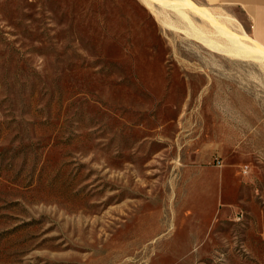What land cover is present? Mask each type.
<instances>
[{
    "label": "rangeland",
    "instance_id": "obj_1",
    "mask_svg": "<svg viewBox=\"0 0 264 264\" xmlns=\"http://www.w3.org/2000/svg\"><path fill=\"white\" fill-rule=\"evenodd\" d=\"M142 2L0 0V264H264V54Z\"/></svg>",
    "mask_w": 264,
    "mask_h": 264
},
{
    "label": "bare ground",
    "instance_id": "obj_2",
    "mask_svg": "<svg viewBox=\"0 0 264 264\" xmlns=\"http://www.w3.org/2000/svg\"><path fill=\"white\" fill-rule=\"evenodd\" d=\"M142 1H143L142 3H144V5H146V7L151 10V12L160 20V22L162 24H166L168 22H167V20H165L163 18L165 15L162 17L161 13L155 9L154 1H156L157 3L159 2V4L160 3L164 4L163 6H166L167 8L169 7L184 22V24L187 27L188 32L193 31V29H195V31H196L195 35L196 36H200L202 34L201 32L204 31V28H201V29H203L202 31L200 30L201 32L200 31L197 32V30L199 28L196 29V27L194 26L193 21L191 19V15L189 12L201 15L203 18H205L206 20L211 22L212 28L214 29V35L219 34L220 35L219 38L223 37L219 41L222 43L223 47H220L218 49L222 54L229 55L231 57L236 58L237 60L239 59V60H245V61L250 59V58L255 57L256 53L264 54V46L255 42L243 30L242 31L240 30L241 34L233 32L227 26L222 25L223 23L221 24L220 20L218 21L217 17L212 15V13H210L207 9L199 7L198 5L193 3L191 0H142ZM162 4L160 6H162ZM166 16H167V14H166ZM205 33H207V32H205ZM198 34H200V35H198ZM189 35H191V34H189ZM203 37H204V35H203ZM206 37H209L208 34ZM206 37H204V38L198 37V38L204 44H206L207 47L217 48L215 45H212L216 41L215 42L213 41V43H211L212 38L208 39ZM194 38H195V36H194ZM215 38H217V37H215ZM199 39H197V41ZM217 43H218V41H217ZM262 56H264V55H262ZM255 58H257V57H255Z\"/></svg>",
    "mask_w": 264,
    "mask_h": 264
},
{
    "label": "crops",
    "instance_id": "obj_3",
    "mask_svg": "<svg viewBox=\"0 0 264 264\" xmlns=\"http://www.w3.org/2000/svg\"><path fill=\"white\" fill-rule=\"evenodd\" d=\"M206 8L245 12L248 36L264 46V0H200Z\"/></svg>",
    "mask_w": 264,
    "mask_h": 264
}]
</instances>
